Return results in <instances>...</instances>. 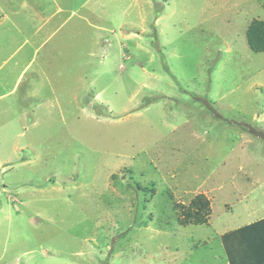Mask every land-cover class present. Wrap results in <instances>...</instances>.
I'll return each mask as SVG.
<instances>
[{
  "label": "rangeland",
  "instance_id": "1",
  "mask_svg": "<svg viewBox=\"0 0 264 264\" xmlns=\"http://www.w3.org/2000/svg\"><path fill=\"white\" fill-rule=\"evenodd\" d=\"M253 18L264 0H0V264H229L221 234L264 217Z\"/></svg>",
  "mask_w": 264,
  "mask_h": 264
},
{
  "label": "trees",
  "instance_id": "2",
  "mask_svg": "<svg viewBox=\"0 0 264 264\" xmlns=\"http://www.w3.org/2000/svg\"><path fill=\"white\" fill-rule=\"evenodd\" d=\"M247 44L251 51L264 52V21L253 18L246 30ZM251 134L264 140V133L250 127ZM209 202L203 196L190 201L185 215L195 224L206 222ZM229 264H264V217L221 234Z\"/></svg>",
  "mask_w": 264,
  "mask_h": 264
},
{
  "label": "crops",
  "instance_id": "3",
  "mask_svg": "<svg viewBox=\"0 0 264 264\" xmlns=\"http://www.w3.org/2000/svg\"><path fill=\"white\" fill-rule=\"evenodd\" d=\"M48 37H49V36H48ZM48 37H47V38H48ZM248 47H249V46H248ZM257 220H258V219H257ZM251 222H253V221H251ZM248 223H250V222L248 221L246 224H248ZM241 226H242V225H241ZM225 232H226V231H225ZM222 234H223V233H222Z\"/></svg>",
  "mask_w": 264,
  "mask_h": 264
}]
</instances>
